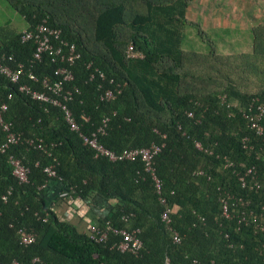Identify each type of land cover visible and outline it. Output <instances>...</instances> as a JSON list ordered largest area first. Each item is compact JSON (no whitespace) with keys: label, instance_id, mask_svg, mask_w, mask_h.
I'll list each match as a JSON object with an SVG mask.
<instances>
[{"label":"trees","instance_id":"16d2710c","mask_svg":"<svg viewBox=\"0 0 264 264\" xmlns=\"http://www.w3.org/2000/svg\"><path fill=\"white\" fill-rule=\"evenodd\" d=\"M5 2L24 31L44 20L74 45L79 56L68 86L78 92L66 106L78 130L69 129L59 108L18 91L20 85L41 91L27 71L52 82L64 64L46 55L33 61L32 42L0 27L1 63L11 69L19 64L24 72L16 84L0 75L2 119L20 142L42 141L41 150L19 143L0 153V262L264 264V116L260 135L248 121L252 99L264 105V26L251 29L249 53L199 54L181 49V30L194 26L185 18L191 0ZM127 46L142 57L126 58ZM94 68L103 79H88ZM104 90L114 98L100 100ZM102 120L97 140L115 154L162 145L152 164L159 195L138 158L110 162L83 144L79 134L89 136ZM9 155L27 169L25 182L12 176ZM50 164L55 175L47 178L42 169ZM251 168L259 189H249V177L243 188L237 180ZM225 196L228 205L235 201L227 217L220 203ZM76 201L95 214L103 240L94 241L58 215L73 210ZM164 209L167 224L160 219ZM19 228L34 235L31 244L19 242ZM113 230H136L140 248L118 251L121 237Z\"/></svg>","mask_w":264,"mask_h":264},{"label":"built area","instance_id":"2783aa9c","mask_svg":"<svg viewBox=\"0 0 264 264\" xmlns=\"http://www.w3.org/2000/svg\"><path fill=\"white\" fill-rule=\"evenodd\" d=\"M21 41L32 42L34 46V50L31 55L33 61L38 62L39 60H41V57L43 55H46L50 57L51 61L58 60L59 62L63 63L64 66L58 67L55 70V74L58 77V80L52 82H49L46 78H41L39 80L32 72L27 71V79L32 81L33 83H37L41 91L30 89L26 85H20L18 87V91L27 94L31 99L35 101L47 103L50 106L59 108L62 112L63 120L68 125L69 129L72 131H77V124L75 123L70 110L66 106V103L72 99L73 94H77L78 92L74 87L68 86V84L73 80L70 66H72L73 61L76 60L79 56L74 45L68 43L65 40H62L60 38L59 29L46 25L44 20L35 24L34 27L29 31H23L21 35ZM124 55L128 59H138L142 57V55L134 51L131 46L126 47ZM1 61L2 57H0V75L4 76L8 80V82L12 84L18 83L20 77L24 74L22 66L18 64L15 66V68L11 69L8 66L3 65ZM90 68V64L86 65V69ZM94 74H96L98 78L103 79V74L97 68L92 69L88 76V79H93ZM108 82L111 83V80H109ZM113 98L114 94L111 90H104L100 95V100H110ZM252 103L255 105L254 113L248 116V121L250 123V128L253 129L257 135H260L263 131L262 126L260 125V121L264 116V105L262 103H259L257 98L252 99ZM5 109L6 106L4 104H0V134L2 136V140L0 142V153L4 152L10 146H14L19 143H23L27 147H31L33 149L41 150V139H24L23 142H20L21 136L12 131L9 122H5L2 119V114ZM187 115L190 116V114ZM101 124L102 126L98 127L89 136L79 134L83 144L93 151L95 157H104L110 162L125 160L132 161L138 158L143 164V170L149 174L153 182L155 193L159 195L160 184L154 175L152 164L153 158L159 152L162 145L158 146L151 144L148 147L129 149L127 151H123L120 154H115L114 152L104 148L97 140V137L103 134V126H105V120H102ZM194 147L197 150H200L199 143H195ZM7 163L11 168L12 176L16 178L19 183L25 182L27 169L21 164L19 159L14 158L12 155H9L7 157ZM42 172L47 178L54 177L55 175L52 164L45 166L42 169ZM261 175L262 177H264V171L261 172ZM244 177H249V189H252V187L259 189L257 179L258 176L252 168L246 169L240 176L238 175L237 180L239 181L242 188L246 183L244 181ZM2 199L4 200V197H2ZM228 200V196H225V199H220L222 215L225 217L228 216L229 207L235 205V201L228 205ZM159 201L160 203H163V199L160 197ZM236 202L239 204L243 203L240 198L236 199ZM168 212V209H164L160 216L161 221H163L165 224L168 223ZM250 213L251 212H249V215ZM239 216L242 217L243 212L239 213ZM262 217H264V214L262 215ZM252 221L254 222L253 218ZM85 232H87L89 237L93 238V240L96 242L101 241L105 238V233H99V231L96 230V226L94 224H90ZM112 232L118 234L121 237L120 242L116 246V249L118 251L135 253L140 248L141 243L135 236L137 232L136 230L130 232L125 230H113ZM16 234L18 236L19 242L22 245H29L34 241V235L23 228L17 229ZM172 240L173 242H178V237L174 232L172 235ZM0 264H17V262L12 260L8 263L0 262ZM163 264L170 263L168 259H164Z\"/></svg>","mask_w":264,"mask_h":264},{"label":"crops","instance_id":"0c3cea01","mask_svg":"<svg viewBox=\"0 0 264 264\" xmlns=\"http://www.w3.org/2000/svg\"><path fill=\"white\" fill-rule=\"evenodd\" d=\"M198 16L210 27L248 33L247 47L250 49L251 29L264 26V0H191L185 9V18L190 22ZM71 208L69 212L61 209L58 215L69 220L77 230L86 231L94 223L95 214L79 201L73 202Z\"/></svg>","mask_w":264,"mask_h":264},{"label":"rangeland","instance_id":"374dc122","mask_svg":"<svg viewBox=\"0 0 264 264\" xmlns=\"http://www.w3.org/2000/svg\"><path fill=\"white\" fill-rule=\"evenodd\" d=\"M194 26H185L181 30V49L185 52L206 54L213 50L218 55L249 53L248 33L239 30H225L219 26L210 27L203 24L202 19L193 17L190 21ZM9 27L16 32H23L25 24L19 16L7 8L5 0H0V27Z\"/></svg>","mask_w":264,"mask_h":264}]
</instances>
